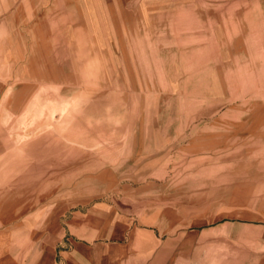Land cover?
Returning <instances> with one entry per match:
<instances>
[{
    "label": "rangeland",
    "instance_id": "rangeland-1",
    "mask_svg": "<svg viewBox=\"0 0 264 264\" xmlns=\"http://www.w3.org/2000/svg\"><path fill=\"white\" fill-rule=\"evenodd\" d=\"M36 202L264 264V0H0V213Z\"/></svg>",
    "mask_w": 264,
    "mask_h": 264
},
{
    "label": "crops",
    "instance_id": "crops-1",
    "mask_svg": "<svg viewBox=\"0 0 264 264\" xmlns=\"http://www.w3.org/2000/svg\"><path fill=\"white\" fill-rule=\"evenodd\" d=\"M64 218L58 207L38 202L0 213V264H141L131 256L141 248L123 232Z\"/></svg>",
    "mask_w": 264,
    "mask_h": 264
},
{
    "label": "bare ground",
    "instance_id": "bare-ground-1",
    "mask_svg": "<svg viewBox=\"0 0 264 264\" xmlns=\"http://www.w3.org/2000/svg\"><path fill=\"white\" fill-rule=\"evenodd\" d=\"M213 60V59H212ZM64 113V112H63Z\"/></svg>",
    "mask_w": 264,
    "mask_h": 264
}]
</instances>
